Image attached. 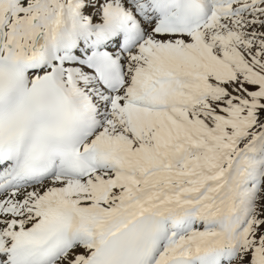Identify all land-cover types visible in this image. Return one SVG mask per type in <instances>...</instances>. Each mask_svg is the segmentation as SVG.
<instances>
[{
  "label": "snow or ice",
  "instance_id": "1",
  "mask_svg": "<svg viewBox=\"0 0 264 264\" xmlns=\"http://www.w3.org/2000/svg\"><path fill=\"white\" fill-rule=\"evenodd\" d=\"M0 264H264V0H0Z\"/></svg>",
  "mask_w": 264,
  "mask_h": 264
}]
</instances>
